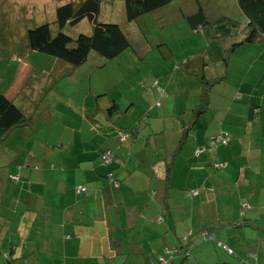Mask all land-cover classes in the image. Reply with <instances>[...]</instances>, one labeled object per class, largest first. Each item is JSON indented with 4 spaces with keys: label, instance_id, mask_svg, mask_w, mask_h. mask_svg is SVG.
Listing matches in <instances>:
<instances>
[{
    "label": "crops",
    "instance_id": "0c3cea01",
    "mask_svg": "<svg viewBox=\"0 0 264 264\" xmlns=\"http://www.w3.org/2000/svg\"><path fill=\"white\" fill-rule=\"evenodd\" d=\"M211 1L206 0L207 6L217 2ZM200 3L193 2L188 11L183 7L175 11L185 21ZM218 10L209 15L216 17ZM190 33L176 32L170 41L188 44L191 39L195 46L188 51L168 47L166 53L200 52L203 40L189 38ZM160 44L166 42L156 40V46ZM11 50L6 72L9 64L12 72L4 95L30 120L12 127L0 142V264H5L4 254L17 264H170L176 246L186 241L188 264H210L205 256L216 250L207 246L205 253L207 243L197 244L200 230L211 232L213 238L217 234L229 248L230 253L223 250L221 263L246 264L244 256L252 253L264 264V240L259 245L258 236L241 230L234 238L204 225L206 220L217 223L218 218L213 212L218 209V193L203 187V176L217 169L210 168L214 158L224 161L219 170L244 188L243 193H256L255 186L249 190V180L239 177L246 175L241 167L248 164L235 150V143L239 141L243 149L242 140L252 134L238 123L237 115H246L241 100L247 96L238 90L242 81L237 84V100L222 111L219 104L202 108V86L190 89L184 76L181 82L165 70L144 76L141 92L129 98L103 80L94 84L90 77H76L75 67L62 60L26 46ZM37 58L43 66H37ZM195 64L199 62H190L191 67ZM154 83L164 96L158 95ZM112 101L117 110L109 116L105 108ZM184 131L183 143L188 141L189 149L174 173L177 157L173 160L171 153L167 158L165 149ZM219 132L229 136L226 145L192 155L195 145ZM160 136H166L164 141ZM103 149L117 161L101 163L98 154ZM15 173L17 180L10 182L8 175ZM216 175L222 176L220 171ZM78 185L85 191H76ZM192 190L195 193L189 194ZM249 242L257 243L254 250Z\"/></svg>",
    "mask_w": 264,
    "mask_h": 264
},
{
    "label": "rangeland",
    "instance_id": "374dc122",
    "mask_svg": "<svg viewBox=\"0 0 264 264\" xmlns=\"http://www.w3.org/2000/svg\"><path fill=\"white\" fill-rule=\"evenodd\" d=\"M68 1L78 2L79 0H0V83L1 80L8 81L12 72V64H9L8 72H6V65H8L9 60L5 58V50L20 46L19 43L23 40L24 30L27 27H33L41 23H48L51 27L55 19L56 7ZM198 1H201V7H206L210 2L213 4L211 0L210 2H206V0ZM216 1L214 6H207L205 11L208 10L210 13L219 9L217 11L219 12L220 9L224 8L229 12H233L234 0ZM193 2L194 0H173L158 11L144 13L137 17L135 21L128 22L125 20L122 0H101L95 22L119 24L127 34L129 46L112 58L104 57L96 51L90 50L86 60L75 67V76L86 80H88L86 77H90L94 84L99 80H103L108 88L111 86L116 87L125 97L134 98L141 92L144 76L150 78L153 77V70H165L168 74H173L174 79L180 77L181 82V77L184 76L188 80V87L191 89L194 84H197L196 80L188 75L185 70L180 67L174 69V66L177 63L176 61L181 62V60L192 58V52L179 51L181 49L184 51L190 50V46H195V42L191 39H189L188 44L183 41L170 40L176 32H191L184 19L180 18L175 9L183 7L185 11H188ZM213 7L214 9H211ZM91 26L86 17H83L76 23L65 25L62 31L74 38L78 33L89 34ZM204 32H207V28L204 29ZM189 38H201L203 40L202 45L204 48L200 51L202 54L207 48L204 35L190 33ZM158 39L165 41L166 44L156 46V40ZM223 39L225 41L222 45L220 44V52L225 56L223 58L224 64L221 67L216 65L218 61L223 60H221L222 57L217 59V56H215L216 51L212 50L206 55L209 59L208 63L204 64L202 69H198V72L204 75V80L209 73L213 72L214 76L217 75V82L207 86V93L210 96L207 103L213 106L219 104L222 111L227 109L228 103L237 100L235 98L237 84L241 81L252 84L246 93L247 98L241 100L243 103L242 109L244 111L246 109V115L241 114L237 117L239 125L243 124L247 129L253 131L251 136L247 134L246 138L242 140L244 148L239 147L238 141V143H235V150L237 157H246L248 164V166L241 167L246 175L242 173L239 177L249 180L251 183L249 190H252L255 186L256 193L254 196L243 193L244 188L237 187L229 177H224L222 170L213 168L211 162L210 168L215 169V171L206 173L203 176V181H205L203 187L206 190L218 193L217 212L213 209L215 216L218 218L217 223L206 220L204 225L205 228L223 231L224 234L228 232L227 234L234 238L237 234L242 233L241 230H245L249 235L258 236L260 241L258 244L262 245L261 239L264 240V39H256L251 43H246V45L241 46L239 44L233 48L227 46V43H232L231 37L226 38L224 36ZM208 40L210 41L212 38H208ZM175 46L180 49L176 50L177 54H174L175 50L174 53H166L168 47ZM44 56L47 57L48 55ZM35 63L39 67L44 65V61H40L39 58L35 60ZM219 75L222 77H219ZM183 96L185 95L183 94ZM210 112H212L211 114L217 113L215 111ZM176 119L179 118L172 117V120ZM184 135L185 131L177 134L173 144L171 146L167 145L165 149L167 158L171 159V153L173 160L177 157L173 167L174 173L178 172L181 156L189 149L188 141L183 143L182 137ZM165 137L160 136V139L164 141ZM210 171L212 170L210 169ZM219 171L222 176L216 175V172ZM220 196H223L222 199H220ZM204 198L207 197L204 196ZM204 209L206 215H208V208L205 206ZM228 215L232 217H226ZM201 232L211 233L200 230L198 232L199 237L197 236L199 239L196 238L198 240L197 244L207 243L203 248L205 253L212 247L216 250L213 251L212 248V252L205 256V260L208 259L207 261L210 264H213L211 263L213 261H216L215 264H222L221 262L225 259L222 253L224 251L228 252L229 248L221 242L222 240L217 234L215 238L203 239L200 235ZM190 237L189 239H191ZM221 244H224L228 250L222 249ZM250 244L253 245V248L250 249L254 250L257 243L249 242ZM207 246H209V249ZM198 256L202 259L203 255L198 253ZM260 258L262 259L263 255L261 257L259 255ZM242 261L246 264H259L257 259L252 256H244ZM170 264H188V261L178 253Z\"/></svg>",
    "mask_w": 264,
    "mask_h": 264
},
{
    "label": "trees",
    "instance_id": "16d2710c",
    "mask_svg": "<svg viewBox=\"0 0 264 264\" xmlns=\"http://www.w3.org/2000/svg\"><path fill=\"white\" fill-rule=\"evenodd\" d=\"M100 1L101 0H79L78 2L68 1L57 6L55 10V19L51 26L52 29L48 23H41L33 27H27L24 30V41L22 40L19 43L20 46L17 48L20 49L23 46H26L33 51L41 52L44 55L51 56L60 61L62 60L71 67H77L81 65L86 60L90 50H94L107 58L114 57L129 46V41L127 35L121 29L119 24L95 22ZM122 1L125 20L130 22L132 20L135 21L137 17L144 13L158 11L162 7L170 4L173 0ZM194 2H198V0H194ZM205 8L206 7H201L198 5L195 7L193 12L187 14L184 18L192 34L204 32V29L207 28V32H204L207 48L202 54L200 52L193 54V58H187L181 60V62L176 61L177 64L174 66L175 68L180 67L181 69L185 70L188 75L196 80L200 87L202 86L199 95L202 108H204L203 106L207 104L208 100L207 86L217 82V75L214 76L213 72L209 73L208 77H205V80L204 75L198 72V69H202L204 64L208 63L209 59L206 57V55L210 51L215 50V56H217V59L222 57L221 60H223L225 56L220 52V47L225 41V39H223L224 36L226 38L231 37L232 43H227V46H231V48L237 47L239 44H241V46L246 45V43H251L256 39H264V0H234L233 12H229L223 8L219 11L220 14L213 18L209 15L208 10L205 11ZM211 9H214V7ZM83 17H86V19L92 25L89 34L78 33L74 38H72L62 31V28L65 25L76 23ZM208 38H212V40L209 41ZM17 48L11 49L16 50ZM11 49L5 50V58L8 57L9 52L11 53ZM167 53L169 54V50ZM190 60L197 61L199 64H195L193 67H191ZM222 64H224V60L218 61L216 65L221 67ZM219 77L222 76L219 75ZM6 82L7 81L1 80L0 83V142L4 140L6 134L12 127L28 123L30 120V115L27 112L19 108L14 102H12V100H9L4 95V90L8 86L5 84ZM251 85L252 84L249 82L243 83L240 89L238 85L239 93H241V95L244 93L246 94L251 88ZM153 86L157 90L159 96L165 95L164 90L160 86L155 83ZM22 90L20 89L18 94H20ZM235 92V98H237V89ZM158 104L159 101L156 102V105ZM116 108V104L112 101L105 108L107 115H113V113H115L117 110ZM198 111L202 112L201 109ZM117 132V130H114L115 137ZM128 133L129 132L127 131L126 134L128 135ZM217 137H220L221 139L224 138L225 142L222 143L220 140H216ZM228 142L229 136L224 132L211 134L203 143L193 147L192 155L194 157H198L202 154L210 152L217 146H224ZM196 148H201L202 152L195 155L194 151ZM106 150L108 149H103L98 154V158L101 163H104L101 159V154ZM110 153L112 155L110 162L117 161L113 153L111 151ZM215 159L216 158L211 160L212 166ZM218 162L224 161L218 160ZM224 167L225 164L219 168L222 169ZM8 176L10 182H13L17 180L18 173L10 174ZM189 244L190 243L186 241L185 244L176 246L174 254L179 253L183 258H186L188 256L187 254L185 255V253H187L186 248ZM228 252L230 253V251ZM3 256L5 258V264H17L15 259H13L10 255L6 256L4 254ZM250 256L255 258L252 253L248 254V257Z\"/></svg>",
    "mask_w": 264,
    "mask_h": 264
},
{
    "label": "built area",
    "instance_id": "2783aa9c",
    "mask_svg": "<svg viewBox=\"0 0 264 264\" xmlns=\"http://www.w3.org/2000/svg\"><path fill=\"white\" fill-rule=\"evenodd\" d=\"M216 140H220L222 143L225 142V139H224V138L221 139L220 137H217ZM200 152H202V149H201V148H196L195 151H194V154L197 155V154L200 153ZM101 159H102V161H103L104 163H109V162L111 161V159H112V155H111L110 151H109V150H106L105 152H103V153L101 154ZM224 164H225L224 162L214 161L213 166H214L215 168H219V167L224 166ZM76 190H77V191H83V190H85V188H84L83 186L78 185V186H76ZM188 193H189V194H194V193H195V190H192V191H190V192H188ZM200 235H201V237H202L203 239H206V238H210V239H212V238H213V234H211V233H207V232H201ZM189 247H190V245H188V247L186 248L187 253H188V249H189ZM221 247L227 249L226 246L223 245V244H221ZM227 250H228V249H227ZM228 251H230V250H228ZM187 253H185V255H186ZM159 261H161V258H159ZM161 262H162V261H161Z\"/></svg>",
    "mask_w": 264,
    "mask_h": 264
}]
</instances>
